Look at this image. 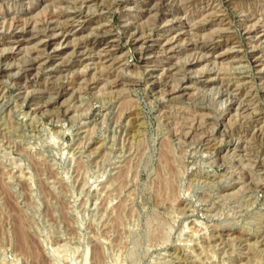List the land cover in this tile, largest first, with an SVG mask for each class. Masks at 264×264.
<instances>
[{"label":"rangeland","instance_id":"obj_1","mask_svg":"<svg viewBox=\"0 0 264 264\" xmlns=\"http://www.w3.org/2000/svg\"><path fill=\"white\" fill-rule=\"evenodd\" d=\"M0 43V264H264V0H0Z\"/></svg>","mask_w":264,"mask_h":264},{"label":"bare ground","instance_id":"obj_2","mask_svg":"<svg viewBox=\"0 0 264 264\" xmlns=\"http://www.w3.org/2000/svg\"><path fill=\"white\" fill-rule=\"evenodd\" d=\"M91 1V0H90ZM167 1V0H166ZM190 1V0H189ZM52 2V1H51ZM165 2V1H164ZM162 3V2H161ZM208 3V2H207ZM210 3V2H209ZM208 3V4H209ZM160 5H162V4H160ZM164 5H166L165 3H164ZM207 6H209V5H207ZM207 8V7H206ZM62 12V11H61ZM62 13H64V12H62ZM66 13V12H65ZM79 13V12H78ZM83 13V12H82ZM75 14V15H78L77 17L75 16L74 17V19H72L71 20V22L69 23L68 22V24L67 25H65L63 28H62V35H63V39H66L67 40V37H68V34L67 33H69V32H71V31H73L74 30V28H75V24H80V22H81V20H82V18H83V16H84V14ZM166 13V12H165ZM252 17V16H251ZM70 18V17H69ZM87 18V17H86ZM20 19V18H19ZM23 23V22H22ZM82 23V22H81ZM24 25V24H23ZM51 25V24H50ZM81 25V24H80ZM77 26V25H76ZM198 27V26H197ZM203 27V26H202ZM77 28V27H76ZM80 28V27H79ZM202 29V28H201ZM99 30V29H98ZM253 30V29H252ZM49 31V30H48ZM51 31H53V30H51ZM56 31V30H55ZM254 31V30H253ZM54 32V31H53ZM37 33V32H36ZM39 33V32H38ZM48 33V32H47ZM50 33H52V32H50ZM56 33V32H55ZM256 33V32H255ZM44 34V33H43ZM259 34V33H258ZM38 35H40V34H38ZM37 35V36H38ZM56 35V34H55ZM72 35V34H71ZM47 36V35H46ZM53 36V35H52ZM33 37V36H32ZM44 37H45V35H44ZM43 37V38H44ZM255 37V36H254ZM37 38V37H36ZM52 37H49V39H51ZM69 38V37H68ZM219 38L220 39H224V36H219ZM226 38V37H225ZM257 38V37H256ZM48 39V38H47ZM62 39V38H61ZM174 39V38H173ZM254 40V39H253ZM33 41H35V39L34 38H31L30 36H29V34H27V31H26V33H23L22 34V36H21V38H20V40L18 39V41L16 42V46L15 47H17V50H21L24 46H26V45H29V44H31ZM173 42V41H172ZM98 43V42H97ZM144 43H146V42H144ZM171 43V42H170ZM1 44V43H0ZM33 44V43H32ZM43 44H44V46L45 47H47V48H49V47H51L52 45H53V40H50V41H44L43 42ZM103 45H105V46H108L109 45V43L107 42H105ZM68 46V45H67ZM84 46V45H83ZM80 47V46H79ZM29 48H31V46L29 47ZM113 47L112 46H109L108 47V50H106V53H107V55H106V58L108 59L109 57H112L113 56V54H114V51H113V49H112ZM15 49V48H14ZM31 51V50H30ZM36 51V50H35ZM41 51V50H40ZM103 51H104V49H103ZM38 53V52H37ZM6 54V53H5ZM149 54V53H148ZM3 55V54H2ZM221 57V56H220ZM114 60V59H113ZM54 61V60H53ZM52 61V62H53ZM255 61V60H254ZM198 62V61H197ZM263 62V60L261 59V58H256V63H261L262 65L264 64V63H262ZM194 63V62H193ZM194 64H196V63H194ZM194 64H192V65H194ZM32 70V69H31ZM26 71V70H25ZM26 73H27V71H26ZM119 73V72H118Z\"/></svg>","mask_w":264,"mask_h":264}]
</instances>
